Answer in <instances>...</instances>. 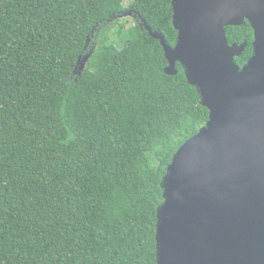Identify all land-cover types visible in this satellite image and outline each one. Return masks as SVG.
Listing matches in <instances>:
<instances>
[{"label":"trees","instance_id":"trees-1","mask_svg":"<svg viewBox=\"0 0 264 264\" xmlns=\"http://www.w3.org/2000/svg\"><path fill=\"white\" fill-rule=\"evenodd\" d=\"M125 1L0 0V264H156L162 177L209 110L138 18L92 37L134 9L175 44L171 0ZM226 34L242 66L253 29Z\"/></svg>","mask_w":264,"mask_h":264},{"label":"water","instance_id":"water-1","mask_svg":"<svg viewBox=\"0 0 264 264\" xmlns=\"http://www.w3.org/2000/svg\"><path fill=\"white\" fill-rule=\"evenodd\" d=\"M171 7L174 45L128 11L159 41L164 73L175 75L180 64L209 116L162 177L156 264H264V0H171ZM245 19L253 51L240 66L235 58L248 43L230 44L226 27Z\"/></svg>","mask_w":264,"mask_h":264},{"label":"rangeland","instance_id":"rangeland-1","mask_svg":"<svg viewBox=\"0 0 264 264\" xmlns=\"http://www.w3.org/2000/svg\"><path fill=\"white\" fill-rule=\"evenodd\" d=\"M131 3V0H126L123 3L124 7H128ZM137 17L134 16V14L132 12L129 11H125L118 14L116 17L112 18L111 21L105 25H102L100 28H98L96 30V35L92 34L93 38H98V35L100 34V32L102 31H106L109 35H111V37L114 39V42L116 44V46L121 47L122 46V41L120 40L119 37H117V32L119 30V24L118 22H125L126 26H131L133 25V23L136 22ZM95 46V42L93 41V43L91 42L90 36L87 39V43H86V48L88 50V53L84 56H82L81 61L78 64V67L75 68V73H80L83 70L84 64H85V59H87L86 57H88L89 53L94 49Z\"/></svg>","mask_w":264,"mask_h":264},{"label":"flooded vegetation","instance_id":"flooded-vegetation-1","mask_svg":"<svg viewBox=\"0 0 264 264\" xmlns=\"http://www.w3.org/2000/svg\"><path fill=\"white\" fill-rule=\"evenodd\" d=\"M229 43H230V42H229ZM231 43H233V42H231ZM231 43H230V44H231Z\"/></svg>","mask_w":264,"mask_h":264}]
</instances>
